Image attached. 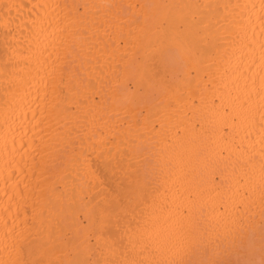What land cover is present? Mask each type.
Masks as SVG:
<instances>
[{
    "label": "bare ground",
    "instance_id": "1",
    "mask_svg": "<svg viewBox=\"0 0 264 264\" xmlns=\"http://www.w3.org/2000/svg\"><path fill=\"white\" fill-rule=\"evenodd\" d=\"M0 264H264V0H0Z\"/></svg>",
    "mask_w": 264,
    "mask_h": 264
}]
</instances>
